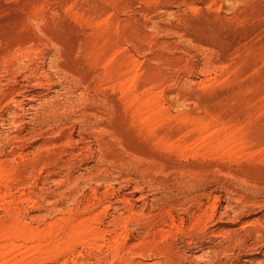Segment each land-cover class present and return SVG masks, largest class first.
Instances as JSON below:
<instances>
[{
  "label": "rangeland",
  "instance_id": "obj_1",
  "mask_svg": "<svg viewBox=\"0 0 264 264\" xmlns=\"http://www.w3.org/2000/svg\"><path fill=\"white\" fill-rule=\"evenodd\" d=\"M0 264H264V0H0Z\"/></svg>",
  "mask_w": 264,
  "mask_h": 264
}]
</instances>
